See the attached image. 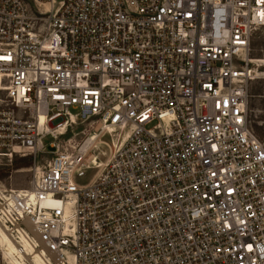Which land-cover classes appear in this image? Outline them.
Instances as JSON below:
<instances>
[{
	"label": "built area",
	"instance_id": "1",
	"mask_svg": "<svg viewBox=\"0 0 264 264\" xmlns=\"http://www.w3.org/2000/svg\"><path fill=\"white\" fill-rule=\"evenodd\" d=\"M261 29L264 0H0V158L54 149L0 200L12 237L47 264H264Z\"/></svg>",
	"mask_w": 264,
	"mask_h": 264
},
{
	"label": "rangeland",
	"instance_id": "2",
	"mask_svg": "<svg viewBox=\"0 0 264 264\" xmlns=\"http://www.w3.org/2000/svg\"><path fill=\"white\" fill-rule=\"evenodd\" d=\"M250 59L256 64L250 63V69L254 71L253 81L250 83V110L251 121L257 135L264 140V29L256 32L252 38L250 48ZM93 133V128L89 122L74 126L69 129L67 134L60 138L63 144L74 145L81 143L84 139V134ZM116 137H105L104 141L111 144L115 141ZM53 142L49 138L46 144ZM54 149L48 147V153L39 154L37 157L27 154L26 156L14 155L12 159L0 158V191L10 192L11 190H24L26 189L33 179V172L35 165L40 167L46 166L52 159ZM21 159H31V166L28 168L15 169L13 164ZM88 179L79 181L85 184ZM2 227V228H1ZM6 227V228H5ZM9 226H7L2 218H0V228L6 230L9 235ZM8 249L5 245L0 243V264H11L6 257Z\"/></svg>",
	"mask_w": 264,
	"mask_h": 264
},
{
	"label": "bare ground",
	"instance_id": "3",
	"mask_svg": "<svg viewBox=\"0 0 264 264\" xmlns=\"http://www.w3.org/2000/svg\"><path fill=\"white\" fill-rule=\"evenodd\" d=\"M248 62L256 65L250 59V57L248 58ZM251 71H252L251 75L253 76L254 71L253 70ZM5 193L6 191L5 192L0 191L1 201L7 199V195ZM0 218H2L5 224L9 226L5 217H3L1 214H0ZM1 228H0V243L5 245V247L8 249V251L6 252V257L11 264H47L43 256L34 249L31 242L27 239L25 234L22 233L20 229H18L19 234L16 235L15 237H12L10 232L11 229L9 227H8L9 235L7 234L6 230H2ZM69 259H70V264H73V257L70 256Z\"/></svg>",
	"mask_w": 264,
	"mask_h": 264
},
{
	"label": "trees",
	"instance_id": "4",
	"mask_svg": "<svg viewBox=\"0 0 264 264\" xmlns=\"http://www.w3.org/2000/svg\"><path fill=\"white\" fill-rule=\"evenodd\" d=\"M30 166H31V159H21L13 164V168L15 169L28 168Z\"/></svg>",
	"mask_w": 264,
	"mask_h": 264
}]
</instances>
